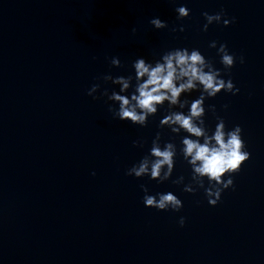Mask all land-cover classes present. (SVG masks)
Wrapping results in <instances>:
<instances>
[{"label":"water","instance_id":"water-1","mask_svg":"<svg viewBox=\"0 0 264 264\" xmlns=\"http://www.w3.org/2000/svg\"><path fill=\"white\" fill-rule=\"evenodd\" d=\"M185 3L191 15L178 19ZM222 10L234 22L204 31L203 12ZM155 16L168 27L156 29ZM213 40L245 63L224 73L241 91L207 103L243 126L252 153L216 206L203 189L128 175L164 110L141 127L115 118L102 95L117 87L105 73L128 75L136 57L175 47H198L223 68ZM181 174L191 179L178 156L173 179ZM142 184L174 191L184 207L145 206ZM0 264H264V0H0Z\"/></svg>","mask_w":264,"mask_h":264},{"label":"clouds","instance_id":"clouds-1","mask_svg":"<svg viewBox=\"0 0 264 264\" xmlns=\"http://www.w3.org/2000/svg\"><path fill=\"white\" fill-rule=\"evenodd\" d=\"M175 10L178 19L187 18L192 12L186 3L178 4ZM203 16L207 21L203 25L204 31L213 23L228 26L236 19L228 18L223 10L205 11ZM150 23L156 29L168 27V22L159 16L151 18ZM179 30L184 31L183 25ZM209 46L217 49L223 68L217 67L198 47H175L156 59L136 57L131 61L132 71L128 75L105 73L103 80L117 87L103 88L102 95L111 101L108 107L115 118L141 127H147L150 118L164 110L159 120L161 131L156 132L142 158L127 170L128 175L148 177L159 183L171 180L176 185H183V190L188 193L203 189L208 202L216 206L224 191L235 187L234 174L251 159L252 153L248 150L243 126L229 127L217 105L207 103L209 98H215L221 92L236 95L241 91L231 77L225 78L224 73L235 67L238 59L241 64L245 63V56L237 57L226 42L213 40ZM110 63L115 67L122 66L119 56L111 57ZM101 87L100 83H94L88 94L99 98L96 94ZM223 108L226 110L228 105ZM209 111L215 115L214 126L207 119ZM164 129L169 130L170 138H165ZM133 143L143 148L147 142L141 138ZM178 156H182L191 169V179L187 183L183 174L173 179ZM141 188L147 207L176 212L184 207V201L174 191L153 194L147 184H142ZM179 223L183 226L186 217L181 216Z\"/></svg>","mask_w":264,"mask_h":264}]
</instances>
